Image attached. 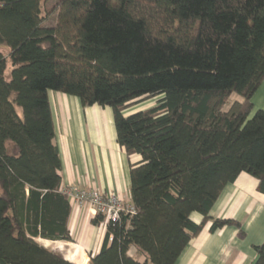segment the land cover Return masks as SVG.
Here are the masks:
<instances>
[{"label": "trees", "instance_id": "16d2710c", "mask_svg": "<svg viewBox=\"0 0 264 264\" xmlns=\"http://www.w3.org/2000/svg\"><path fill=\"white\" fill-rule=\"evenodd\" d=\"M47 1L0 0V264H73L37 241H72L50 92L111 108L119 146L141 158L137 213L109 225L92 264H177L208 223L241 229L210 213L243 173L264 195V0H59L45 27ZM254 250L264 264V242Z\"/></svg>", "mask_w": 264, "mask_h": 264}, {"label": "crops", "instance_id": "0c3cea01", "mask_svg": "<svg viewBox=\"0 0 264 264\" xmlns=\"http://www.w3.org/2000/svg\"><path fill=\"white\" fill-rule=\"evenodd\" d=\"M49 99L55 144L62 161L61 188L94 185L105 194L132 202L130 167L141 158L129 157L119 146L113 110L98 105L84 108L79 99L62 93L50 92ZM252 102L253 113L264 111V81ZM257 186V180L245 173L227 186L210 216L235 220L241 229L228 226L212 233L208 223L183 251L177 264H254V247L264 242V195L257 191ZM70 203L68 228L72 241H37L70 263L92 264L91 256L100 253L105 233L92 223L95 216L87 208L71 200ZM191 219L199 224L203 217L195 213ZM130 254L140 256V262L146 261L135 248Z\"/></svg>", "mask_w": 264, "mask_h": 264}, {"label": "built area", "instance_id": "2783aa9c", "mask_svg": "<svg viewBox=\"0 0 264 264\" xmlns=\"http://www.w3.org/2000/svg\"><path fill=\"white\" fill-rule=\"evenodd\" d=\"M62 192L76 205L87 208L93 216L101 215L99 227L105 234L110 224L120 221L122 214L134 216L137 213L132 202L123 201L115 194H105L94 185L62 188Z\"/></svg>", "mask_w": 264, "mask_h": 264}, {"label": "rangeland", "instance_id": "374dc122", "mask_svg": "<svg viewBox=\"0 0 264 264\" xmlns=\"http://www.w3.org/2000/svg\"><path fill=\"white\" fill-rule=\"evenodd\" d=\"M59 0H49L44 3L43 5V16L46 19L44 26L45 27H55L57 25V17H58V12L55 10ZM6 52V50H3ZM11 66L9 65V69L7 70V74L10 73ZM241 101V98L238 94L234 93L227 104L224 107L225 111H228L232 104L234 102ZM156 103V99H152L149 101H144L142 103H135L133 106H131L129 109L125 111V115H131L140 111H143L145 109H148L152 106H154ZM253 178V177H252ZM56 253V252H55ZM137 259H141L140 256L137 257ZM149 264H151L149 262Z\"/></svg>", "mask_w": 264, "mask_h": 264}]
</instances>
